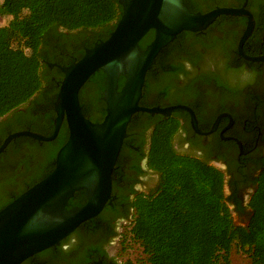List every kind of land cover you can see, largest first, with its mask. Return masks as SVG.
<instances>
[{
  "label": "flooded vegetation",
  "instance_id": "flooded-vegetation-1",
  "mask_svg": "<svg viewBox=\"0 0 264 264\" xmlns=\"http://www.w3.org/2000/svg\"><path fill=\"white\" fill-rule=\"evenodd\" d=\"M184 1L196 13L232 8L251 14L254 27L242 46V54L239 44L248 26L246 16H219L202 32H182L159 52L145 76L139 106L187 110L168 116L143 112L133 115L119 153L118 182L114 195L112 184L110 210L105 207L97 220L79 226L49 253H39L40 263L126 264L119 263L111 248L134 219L132 203L136 196L151 193L158 184L159 175L148 167V154L152 134L160 123L176 125L172 147L177 155L200 160L224 174L225 196L230 197L234 222L246 224L249 200L264 162V61L247 59L264 56V0ZM59 32L64 34L58 39L60 53L49 46L42 48L54 61H43L42 90L22 107L0 116V148L8 136L17 132L45 137L53 134L63 74V66L56 61L64 64L77 59L81 51L107 35L103 28L99 34L84 30ZM105 79L104 89L99 92L103 101ZM104 103L105 111L92 110L91 122L103 120ZM62 129H68L66 121ZM31 139L15 138L0 152V211L55 167L61 148L57 147V138L51 142ZM86 202L85 196L72 197L67 210Z\"/></svg>",
  "mask_w": 264,
  "mask_h": 264
},
{
  "label": "trees",
  "instance_id": "trees-1",
  "mask_svg": "<svg viewBox=\"0 0 264 264\" xmlns=\"http://www.w3.org/2000/svg\"><path fill=\"white\" fill-rule=\"evenodd\" d=\"M184 4L196 13L186 1ZM121 16L119 0H0V18L9 19L7 26L0 27V116L22 107L42 90L43 61L54 62L42 48L49 46L60 51L58 39L64 34L59 30L99 34L103 28L107 30L102 39L105 41ZM153 37L154 32L150 31L139 46L143 48ZM85 51L68 63H56L67 67ZM104 78L102 71L96 72L79 92V103L87 119L94 108L105 111L99 93L104 89ZM123 84L121 77L119 89ZM175 132L176 125L157 124L151 137L148 167L159 175V181L155 190L138 194L132 203L135 215L127 234L142 249L145 264H231L233 249L246 254L250 264H264V162L249 200L248 219L239 226L234 222L230 197L225 196L224 174L200 160L177 155L172 147ZM68 136V129L60 130L57 147H62ZM119 160L120 156L112 174L113 195ZM53 170L54 165L38 182ZM83 194V190L75 192L73 198H82ZM106 210H110L109 205ZM39 256L23 264H42Z\"/></svg>",
  "mask_w": 264,
  "mask_h": 264
},
{
  "label": "water",
  "instance_id": "water-1",
  "mask_svg": "<svg viewBox=\"0 0 264 264\" xmlns=\"http://www.w3.org/2000/svg\"><path fill=\"white\" fill-rule=\"evenodd\" d=\"M122 16L105 41L87 49L71 65L61 68L55 103V126L50 137L29 131L11 134L2 152L15 138L27 136L39 142L54 141L63 121L69 136L59 149L54 170L0 211V264H23L73 234L79 226L96 218L112 199V174L127 127L137 112L170 115L182 107L139 106L144 80L159 52L182 32L206 30L219 16H246L248 26L239 49L251 35L254 20L243 9L216 8L205 13L190 12L183 0H119ZM151 43H139L150 32ZM263 62L264 56L247 58ZM98 71L105 74L106 114L99 123L87 119L79 103V92ZM124 77L122 88L118 81ZM84 191L86 204L67 210L75 192ZM117 243L111 248L115 255Z\"/></svg>",
  "mask_w": 264,
  "mask_h": 264
},
{
  "label": "rangeland",
  "instance_id": "rangeland-1",
  "mask_svg": "<svg viewBox=\"0 0 264 264\" xmlns=\"http://www.w3.org/2000/svg\"><path fill=\"white\" fill-rule=\"evenodd\" d=\"M8 18H0V27L7 26ZM130 225L122 229V238L118 242L115 250V256L119 263L126 264H145V256L139 245L132 242L128 236ZM231 264H250V260L243 252L233 249L231 253Z\"/></svg>",
  "mask_w": 264,
  "mask_h": 264
}]
</instances>
